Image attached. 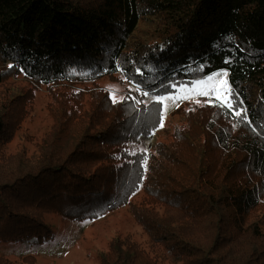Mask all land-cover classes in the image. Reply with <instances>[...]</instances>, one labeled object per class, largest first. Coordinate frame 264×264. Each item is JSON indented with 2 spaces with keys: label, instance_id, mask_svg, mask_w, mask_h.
Here are the masks:
<instances>
[{
  "label": "trees",
  "instance_id": "1",
  "mask_svg": "<svg viewBox=\"0 0 264 264\" xmlns=\"http://www.w3.org/2000/svg\"><path fill=\"white\" fill-rule=\"evenodd\" d=\"M142 10L159 20L158 35L130 48ZM0 63L47 87L122 74L153 92L227 71L232 92L248 103L255 90L264 112V0H0ZM55 93V128L32 156L0 167V243L52 240L46 214L95 221L142 191L131 211L153 251L116 239L100 264H264V214L254 218L263 138L202 117L196 135L180 129L153 161H126L129 141L151 140L154 117L94 89ZM24 107L6 109L0 141L21 127ZM248 112L258 121L257 109ZM0 264L16 263L0 256Z\"/></svg>",
  "mask_w": 264,
  "mask_h": 264
},
{
  "label": "rangeland",
  "instance_id": "2",
  "mask_svg": "<svg viewBox=\"0 0 264 264\" xmlns=\"http://www.w3.org/2000/svg\"><path fill=\"white\" fill-rule=\"evenodd\" d=\"M87 1L97 3L98 0ZM144 14L147 15L141 17L137 29L129 41L130 48L137 47L138 44L146 46L156 41L159 20L145 11ZM0 72L4 73L5 79L0 85V118L5 115L6 109L11 105H16L20 101H23L25 105L23 111L19 108L16 110L18 119L22 120L21 127L13 133L9 141H0V167H14L20 159H24L25 155L30 157L37 152L45 136L49 135L56 126L53 112L58 111L61 107H54L51 97L56 95L55 92H58L59 89L65 88L74 91L94 89L101 96L105 94L113 104L129 102L140 112L146 113L148 117H154V125L157 129L151 135V140L129 141L126 161H130V158L139 154L140 156L153 157L152 155L157 152L159 146L167 147L174 142V137L180 132V129L189 128L190 133L196 135L199 132L196 119L200 121L202 117L212 123L211 127H222L234 136L247 133L264 139V112L260 110V106L263 104L255 90L248 91V103L233 93L234 108L247 110L242 112L240 117L230 115L229 110L220 106L214 96H200L194 92L186 93L179 90L181 85L191 89L193 81L206 80L207 77L178 82L174 84L175 88L171 86L153 92L136 87L133 83L128 82L122 74L101 78L94 85L86 82L47 87L31 82L22 73L9 66H3L1 63ZM217 79L219 81L224 77L221 76ZM226 79L228 81V76ZM228 86L231 89L229 81ZM145 91L149 93L148 96L143 95ZM18 95L24 97L18 98ZM160 96H176L178 99L166 100L164 104H160L155 99ZM89 103L90 99L87 97L84 101L86 110L90 108ZM248 105H252L254 109L258 110V121L249 119ZM145 122L149 125L151 123L147 118ZM177 131L178 133L175 134ZM246 171L247 168L245 173H247ZM255 182H258L260 186L259 180ZM261 185L264 186V182H261ZM143 200L144 193L139 191L130 199L129 204H125L95 221L46 214L44 216L45 224L54 233L52 240L0 243V256L7 257L16 264H26V262L33 264H100L101 258L107 254L110 244L116 239L124 240L125 238L136 242L147 252L153 251L154 245L152 246L148 235L137 223L131 211V206L139 205ZM261 202L263 207L254 215V218L264 214V196ZM31 256L32 259L29 258Z\"/></svg>",
  "mask_w": 264,
  "mask_h": 264
},
{
  "label": "snow or ice",
  "instance_id": "3",
  "mask_svg": "<svg viewBox=\"0 0 264 264\" xmlns=\"http://www.w3.org/2000/svg\"><path fill=\"white\" fill-rule=\"evenodd\" d=\"M9 67H12V65H9ZM224 77V79H221L218 81V77ZM228 73L227 71H224L222 73H217L215 76H209L206 80H196L193 81V87L191 89L186 88L185 86H180V91L186 92V93H195L200 96H206V97H215L218 104L222 107H226L229 110L230 115L240 117L242 112H246L245 109H237L234 108L232 99L233 92L228 86L227 81ZM173 88H175V85H172ZM139 90V89H138ZM143 95L148 96L149 93L145 91ZM187 98V97H185ZM157 103L164 104L166 100H174L178 99L176 96H160L155 98ZM113 100L115 102V98L113 97ZM242 103V102H241ZM163 124L161 123V127Z\"/></svg>",
  "mask_w": 264,
  "mask_h": 264
}]
</instances>
